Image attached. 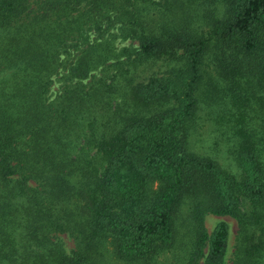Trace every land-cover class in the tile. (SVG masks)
Listing matches in <instances>:
<instances>
[{
	"label": "trees",
	"instance_id": "obj_1",
	"mask_svg": "<svg viewBox=\"0 0 264 264\" xmlns=\"http://www.w3.org/2000/svg\"><path fill=\"white\" fill-rule=\"evenodd\" d=\"M206 215L264 264V0H0V264H227Z\"/></svg>",
	"mask_w": 264,
	"mask_h": 264
},
{
	"label": "rangeland",
	"instance_id": "obj_2",
	"mask_svg": "<svg viewBox=\"0 0 264 264\" xmlns=\"http://www.w3.org/2000/svg\"><path fill=\"white\" fill-rule=\"evenodd\" d=\"M109 37V36H106ZM128 45H136V41H131V40H122L121 38H117L115 40V49L117 50V52L120 51V49L124 46H128ZM61 81H59L57 78L54 79V83L51 87L50 93L51 95H53L54 93H56L60 88L61 85ZM59 88V89H58ZM209 125L208 123L204 122V126L202 127L201 131V135H200V141L198 143V145L196 144L195 146L197 147V149L201 152H212L211 148H210V144H212V138L209 135ZM221 162H224L223 157L220 158ZM219 221H225L228 224V228H229V236H228V254H227V264H229V259L231 257V253L233 250V245L235 242V234H236V221L234 219H232L231 217L228 216H215V215H206L205 217V225L206 228L208 229L209 232L212 231V229L215 227V225L219 222ZM61 239L64 240L65 244L68 247H72L73 243L72 240L67 238L64 234L60 235Z\"/></svg>",
	"mask_w": 264,
	"mask_h": 264
}]
</instances>
